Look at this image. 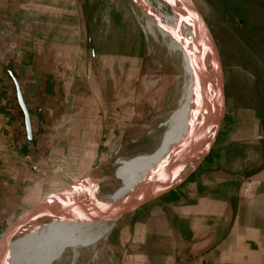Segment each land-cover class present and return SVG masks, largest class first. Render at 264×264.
Listing matches in <instances>:
<instances>
[{"label": "crops", "instance_id": "1", "mask_svg": "<svg viewBox=\"0 0 264 264\" xmlns=\"http://www.w3.org/2000/svg\"><path fill=\"white\" fill-rule=\"evenodd\" d=\"M97 1L0 0V234L96 168L142 150L169 112L146 96L142 57L111 49L106 1ZM100 256L102 264H264V79L226 80L210 155L176 191L114 225ZM15 259L9 246L1 264Z\"/></svg>", "mask_w": 264, "mask_h": 264}, {"label": "rangeland", "instance_id": "2", "mask_svg": "<svg viewBox=\"0 0 264 264\" xmlns=\"http://www.w3.org/2000/svg\"><path fill=\"white\" fill-rule=\"evenodd\" d=\"M105 1V8L108 11L104 14L105 25L109 28H104V31L109 38L111 49L118 47L120 52L128 57L130 55L142 57V82L144 88L145 86L147 88L146 96L159 104V107L166 106L169 112L164 116L162 126L155 135L148 138L149 141L142 150L129 152L126 156L114 160L109 166L96 168L88 179L80 182L81 185H76L72 192L65 196V203H70L69 198L79 194L86 185L103 190L110 184L115 173L123 175L131 169L130 160L153 155L159 149L166 132L182 121L179 111L184 106L183 102L191 82L186 80L183 61L179 51L174 48L175 44L177 46L179 44L162 24L164 21L147 9L142 11L135 0ZM152 2L159 7L158 11L161 14L167 15L172 12L165 0ZM193 2L217 42L227 82L231 84L232 81L243 78L252 83L255 79H264L262 15L264 0H193ZM93 4L98 8L97 5L100 3L93 0ZM253 13L261 16L252 15ZM147 23L152 24L154 34L147 30ZM82 209L83 206L78 211ZM102 244L103 241L78 247L77 258H74L73 248H66L51 264H102L100 256Z\"/></svg>", "mask_w": 264, "mask_h": 264}, {"label": "bare ground", "instance_id": "3", "mask_svg": "<svg viewBox=\"0 0 264 264\" xmlns=\"http://www.w3.org/2000/svg\"><path fill=\"white\" fill-rule=\"evenodd\" d=\"M165 1L172 9V12L167 15L161 14L158 11L159 7L155 6L152 0H135L137 4L143 5L145 9L164 21L165 23H161L168 28L179 44L177 46L174 43V48L179 51L183 61L186 80H191L183 102L184 106L179 111L182 121L166 132L159 149L153 155L130 160L131 169L123 175L115 173L106 188L100 190L86 185L79 194L69 198V212H77L82 206L85 209L96 204L123 201L130 195L144 190L142 183L149 176H155L168 167V161L172 159L175 151L187 136L192 123L200 118L196 111V80L189 66L186 50L198 52L200 72L207 92L209 94L214 92L215 78L212 60L207 48L200 41L198 34L194 32L190 16L179 0ZM149 23H147V30L154 34L152 24ZM210 139L211 133L205 140L210 141ZM114 225L115 223L111 222L65 221L53 216H44L30 223L13 238L10 244V261L16 257L15 264H51L69 247L73 248L74 258H77L78 247H83L88 243L99 244Z\"/></svg>", "mask_w": 264, "mask_h": 264}, {"label": "water", "instance_id": "4", "mask_svg": "<svg viewBox=\"0 0 264 264\" xmlns=\"http://www.w3.org/2000/svg\"><path fill=\"white\" fill-rule=\"evenodd\" d=\"M179 2L190 16L194 32L198 34L200 41L210 54L215 78V89L213 94L207 92L204 78L200 72L201 67L198 52L184 49L186 50V57L196 80V111L200 118L192 123L187 136L175 151L172 159L168 161V167L165 171L157 173L155 176H149L142 183L144 190L136 192L117 203L96 204L78 212H69L70 203H65L64 198L72 192V189L47 197L34 208L20 214L0 234V264L13 238L37 219L44 216H53L65 221L111 222L116 225L124 218L135 214L144 207L176 191L196 173L210 155L221 132L226 114V79L223 62L217 42L196 4L193 0H179ZM138 7L142 11H145L143 5L138 4ZM13 80L18 105L24 116L27 140L29 144H32L33 129L31 115L18 81L14 77ZM210 133V142L200 152L192 168L188 169L192 158L199 151Z\"/></svg>", "mask_w": 264, "mask_h": 264}]
</instances>
